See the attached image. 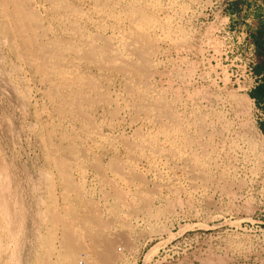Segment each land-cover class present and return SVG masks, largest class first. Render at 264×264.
<instances>
[{
	"label": "rangeland",
	"instance_id": "obj_1",
	"mask_svg": "<svg viewBox=\"0 0 264 264\" xmlns=\"http://www.w3.org/2000/svg\"><path fill=\"white\" fill-rule=\"evenodd\" d=\"M21 1L24 36L0 16V264H264V1Z\"/></svg>",
	"mask_w": 264,
	"mask_h": 264
},
{
	"label": "bare ground",
	"instance_id": "obj_2",
	"mask_svg": "<svg viewBox=\"0 0 264 264\" xmlns=\"http://www.w3.org/2000/svg\"><path fill=\"white\" fill-rule=\"evenodd\" d=\"M2 1V0H1ZM1 1H0V3H1ZM3 3H2V5H4V3L7 5V4H11L13 7H14V11H12V8H11V13H5L4 12V15H3V13L1 12V14L3 15V16H5L6 18H9V20L11 19L12 21H13V23H14V27L13 28H15V30H17L19 33L22 31V28H23V26H24V21H25V18H26V15L25 14H27V12H29V9H25V11H26V13L24 14V5H26V4H24L23 6H21V4H22V1H21V3H20V0H3L2 1ZM23 3H24V1H23ZM8 5V6H9ZM114 5V4H113ZM8 6H6V7H8ZM71 6V5H70ZM4 7H5V5H4ZM103 8V7H102ZM3 10H6V9H3ZM24 11V12H23ZM74 11V10H73ZM30 12H31V10H30ZM30 12L28 13V14H30ZM77 13V12H76ZM1 14H0V16H1ZM2 16V17H3ZM28 17H29V15H28ZM27 17V18H28ZM33 18H34V16H32ZM5 18V19H6ZM37 19V18H36ZM10 20V21H11ZM2 21H4V17H3V20ZM5 21H8V20H5ZM4 21V22H5ZM27 21V20H26ZM4 22H0L1 24H3ZM28 22V21H27ZM8 23V22H7ZM30 23H31V21H30ZM5 24V23H4ZM3 24V25H4ZM8 26H9V24H7ZM12 25V24H11ZM10 25V26H11ZM32 25V24H31ZM9 26V27H10ZM27 26V25H26ZM30 26V25H29ZM37 26V25H36ZM0 27H2V26H0ZM31 27H33V26H31ZM35 27V26H34ZM38 27V26H37ZM133 27V26H132ZM4 28H7V27H4ZM3 29V28H2ZM38 29V28H37ZM11 29H9V31H10ZM7 31V30H6ZM114 32V31H113ZM7 33H8V31H7ZM9 33H11V35L13 34L12 33V30H11V32H9ZM9 33H8V35H9ZM23 33H26V32H24V31H22V33H21V35L20 36H24V34ZM6 35V34H5ZM111 35V34H110ZM13 36V35H12ZM72 36H73V34H72ZM98 36V35H97ZM137 36V35H136ZM135 36V37H136ZM4 37V36H3ZM2 37V38H3ZM16 37H19V36H16ZM127 37V36H126ZM27 38V37H26ZM30 39H31V36H30ZM99 39V38H98ZM19 40V39H18ZM26 40V39H25ZM24 40V41H25ZM136 40V39H135ZM138 40V39H137ZM136 40V41H137ZM28 41H29V39H28ZM104 41H106V40H104ZM111 41H112V39H111ZM149 41V40H148ZM130 42V41H129ZM19 43V42H18ZM130 43H132V42H130ZM147 43V42H146ZM29 44V43H28ZM37 44V43H36ZM22 45L23 46H26V45H24L23 43H22ZM107 45V44H106ZM105 45V46H106ZM109 45V44H108ZM19 46V48L18 49H20V47H21V45H18ZM126 46H128V45H126ZM12 47V46H11ZM59 47V46H58ZM13 48H14V46H13ZM22 48H24V47H22ZM26 48V47H25ZM45 48V47H44ZM135 48V47H134ZM153 48V47H152ZM15 49V48H14ZM47 49V48H46ZM100 49V48H99ZM107 49V48H106ZM11 50H13L12 48H11ZM16 50V49H15ZM26 50V49H25ZM43 50V49H42ZM41 50V51H42ZM48 50V49H47ZM57 50V49H56ZM139 50V49H138ZM37 51V50H36ZM49 51V50H48ZM95 51V50H94ZM108 51V50H107ZM128 51H129V49H128ZM13 52H14V50H13ZM29 52V51H28ZM42 52H44V51H42ZM52 52H55V50L54 51H52ZM139 52V51H138ZM15 54V53H14ZM30 54H32V53H30ZM49 54H51V53H49ZM90 54V53H89ZM93 54V53H92ZM141 54V53H140ZM36 55V54H35ZM131 55V54H130ZM52 56V55H51ZM57 56V55H56ZM89 56V55H88ZM102 56V55H101ZM142 57V56H141ZM140 57V58H141ZM144 57V56H143ZM27 58H28V56H27ZM29 58H31V57H29ZM41 58V57H40ZM106 58V57H105ZM115 58V57H114ZM62 59V58H61ZM88 59V58H87ZM102 60V59H101ZM106 60H112L110 57H109V59H106ZM119 60V59H118ZM137 60V59H136ZM31 61V60H30ZM115 61V60H114ZM113 61V62H114ZM125 61V60H124ZM62 62V61H61ZM139 62V61H138ZM31 63V62H30ZM108 63H109V61H108ZM3 64V63H2ZM62 64V63H61ZM111 64V63H110ZM121 64V63H120ZM124 64V63H123ZM122 64V65H123ZM141 64H143L142 66H144L146 63L144 62V60H142V62H141ZM45 65V64H44ZM139 65H140V63H139ZM130 66V65H129ZM141 66V65H140ZM141 66V67H142ZM11 67V66H10ZM40 67H42L43 68V66H40ZM40 67H39V69H40ZM124 67V66H123ZM42 68H41V70H42ZM118 68V67H117ZM127 68V67H126ZM38 69V68H37ZM120 70V69H119ZM124 72V71H123ZM140 72H141V70H140ZM63 73H65V72H63ZM148 77V76H147ZM43 79V78H42ZM53 79V78H52ZM65 81V80H64ZM95 87V86H94ZM55 88H56V86H55ZM54 88V89H55ZM128 89V88H127ZM52 91V90H51ZM126 93V92H125ZM84 95V94H83ZM53 96V95H52ZM55 96V95H54ZM130 96V95H129ZM76 99H77V97H76ZM151 99V98H150ZM160 100V99H159ZM74 101V100H73ZM94 101V100H93ZM92 101V102H93ZM86 102V101H85ZM110 102H111V99H110ZM89 103V102H88ZM100 103V102H99ZM90 104V103H89ZM127 104V103H126ZM152 106V105H151ZM135 107H138V106H135ZM167 108H165V110H166ZM116 110V109H115ZM159 110V109H158ZM75 111V110H74ZM79 112V111H78ZM141 112V111H140ZM214 114V113H213ZM164 115V114H163ZM168 115V114H167ZM117 116V115H116ZM157 116V115H156ZM170 117V116H169ZM139 119V118H138ZM83 120V119H82ZM216 120H217V118H216ZM159 121H160V119H159ZM193 122V121H192ZM161 124V123H160ZM166 125V124H165ZM176 125V124H175ZM201 127V126H200ZM167 128V127H166ZM94 131V130H93ZM214 133V132H213ZM141 136V135H140ZM40 140V139H39ZM46 140V139H45ZM61 142V141H60ZM82 151V150H81ZM80 151V152H81ZM77 153V152H76ZM82 154V153H81ZM65 157V156H64ZM62 158V157H61ZM60 158V159H61ZM59 159V160H60ZM54 160V159H53ZM51 161V160H50ZM52 162V161H51ZM53 163V162H52ZM55 164V163H54ZM61 164V163H60ZM65 164V163H64ZM185 164V163H184ZM57 166V165H56ZM62 166H63V164H62ZM61 165H59L58 164V168L59 169H64L63 167H62ZM60 171V170H59ZM66 173H67V171H66ZM192 175V174H191ZM195 175V174H194ZM62 176V175H61ZM2 177H3V175H2ZM70 177V176H69ZM205 177V176H204ZM4 178V177H3ZM67 179V178H66ZM2 180V179H1ZM69 181V180H68ZM1 182V185H0V191L2 190L1 188H5V183L3 182V181H0ZM65 184V183H64ZM5 185V186H4ZM71 187V186H70ZM77 187V186H76ZM69 191V190H68ZM79 192V191H78ZM6 194V193H5ZM2 195H3V193H2ZM81 196V195H80ZM8 199V198H7ZM82 199V198H81ZM0 202H1V200H0ZM82 204V203H81ZM86 205V204H85ZM94 205V204H93ZM96 208V207H95ZM87 209V208H86ZM1 210V209H0ZM93 210V209H92ZM96 212V211H95ZM87 213V212H86ZM49 214H51V213H49ZM4 215H6V214H4ZM13 215V214H12ZM93 215V214H92ZM14 216V215H13ZM89 216V215H88ZM2 217H3V214H2ZM51 216H49V218H50ZM52 218V217H51ZM78 218V217H77ZM3 220V219H2ZM52 220H54V218H52ZM86 221V220H85ZM89 221V220H88ZM0 222H1V220H0ZM2 224V223H1ZM1 224H0V226H1ZM6 224V223H5ZM3 225V224H2ZM50 232V231H49ZM37 234V233H36ZM19 236V235H18ZM34 236V235H33ZM32 236V237H33ZM38 236V235H37ZM30 237V236H29ZM31 237V238H32ZM33 238H35V237H33ZM36 239V238H35ZM34 239V240H35ZM67 239V238H66ZM8 242V241H7ZM66 242V241H65ZM70 243H73L71 240H70ZM101 244V243H100ZM67 245V243L65 244V248H67L68 246H66ZM74 245V244H73ZM49 246V245H48ZM76 246V245H75ZM74 246V249L77 247H75ZM4 247V246H3ZM24 247V246H23ZM2 248V247H1ZM3 249V248H2ZM5 250L4 251H6V249H8V248H4ZM25 250V249H24ZM65 250V249H64ZM34 251V250H33ZM68 251H69V249H68ZM8 252V251H7ZM22 252V251H21ZM77 252V251H76ZM94 252V251H93ZM51 253V252H50ZM78 253V252H77ZM92 253V252H91ZM36 254V253H35ZM35 254H33V255H31L30 256V258L29 259H25V258H23L22 256H20L19 258H18V264H37L38 263V258H37V256L35 255ZM5 255V254H4ZM10 256V255H9ZM73 255L71 254V253H69L68 255H67V257H68V262H67V264H76V262L75 261H72V257ZM6 257H8V256H6ZM5 257V258H6ZM8 259H9V257H8ZM82 259V258H81ZM2 260V259H1ZM4 261H5V259H4ZM6 262V261H5ZM5 262H2V263H5ZM11 262H13L12 260H11ZM10 262V263H11ZM95 262V261H94ZM6 264V263H5ZM77 264H79L78 262H77ZM99 264V263H98Z\"/></svg>",
	"mask_w": 264,
	"mask_h": 264
},
{
	"label": "crops",
	"instance_id": "obj_3",
	"mask_svg": "<svg viewBox=\"0 0 264 264\" xmlns=\"http://www.w3.org/2000/svg\"><path fill=\"white\" fill-rule=\"evenodd\" d=\"M252 38H253L252 39L253 46H252V50L250 51V53L252 56V60L254 62L253 68H254L255 74L257 78L259 79L258 85L256 87L258 88L260 85L264 83V21L262 23V27H259L256 30V32H254ZM257 103L264 106V100L258 101Z\"/></svg>",
	"mask_w": 264,
	"mask_h": 264
},
{
	"label": "trees",
	"instance_id": "obj_4",
	"mask_svg": "<svg viewBox=\"0 0 264 264\" xmlns=\"http://www.w3.org/2000/svg\"><path fill=\"white\" fill-rule=\"evenodd\" d=\"M250 97L257 102L264 100V83L258 88H255L254 92L250 94ZM260 129L263 130L264 128L261 127Z\"/></svg>",
	"mask_w": 264,
	"mask_h": 264
}]
</instances>
